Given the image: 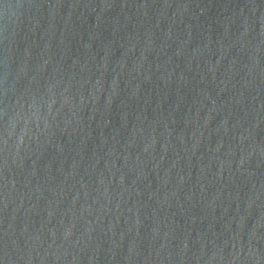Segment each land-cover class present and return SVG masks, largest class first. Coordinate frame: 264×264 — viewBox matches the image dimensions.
Masks as SVG:
<instances>
[{
  "label": "water",
  "instance_id": "95a60500",
  "mask_svg": "<svg viewBox=\"0 0 264 264\" xmlns=\"http://www.w3.org/2000/svg\"><path fill=\"white\" fill-rule=\"evenodd\" d=\"M0 264H264V0H0Z\"/></svg>",
  "mask_w": 264,
  "mask_h": 264
}]
</instances>
